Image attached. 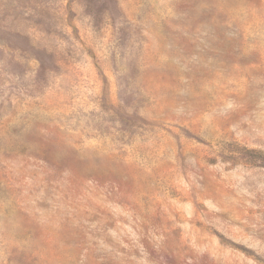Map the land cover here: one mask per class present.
Wrapping results in <instances>:
<instances>
[{
    "label": "rangeland",
    "instance_id": "rangeland-1",
    "mask_svg": "<svg viewBox=\"0 0 264 264\" xmlns=\"http://www.w3.org/2000/svg\"><path fill=\"white\" fill-rule=\"evenodd\" d=\"M0 264H264V0H0Z\"/></svg>",
    "mask_w": 264,
    "mask_h": 264
}]
</instances>
